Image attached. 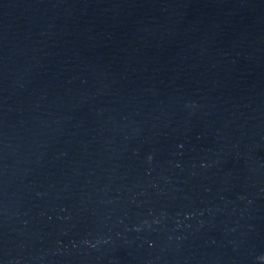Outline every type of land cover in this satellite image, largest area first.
I'll return each instance as SVG.
<instances>
[{"label":"water","instance_id":"obj_1","mask_svg":"<svg viewBox=\"0 0 264 264\" xmlns=\"http://www.w3.org/2000/svg\"><path fill=\"white\" fill-rule=\"evenodd\" d=\"M67 0H0V122Z\"/></svg>","mask_w":264,"mask_h":264}]
</instances>
